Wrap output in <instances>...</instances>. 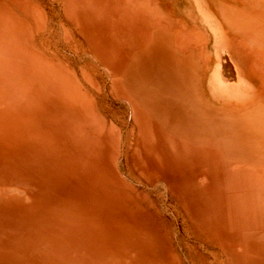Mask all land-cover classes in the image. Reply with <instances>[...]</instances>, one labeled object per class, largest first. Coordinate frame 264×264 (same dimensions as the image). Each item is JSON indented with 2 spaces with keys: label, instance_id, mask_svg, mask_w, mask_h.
I'll return each mask as SVG.
<instances>
[{
  "label": "rangeland",
  "instance_id": "rangeland-1",
  "mask_svg": "<svg viewBox=\"0 0 264 264\" xmlns=\"http://www.w3.org/2000/svg\"><path fill=\"white\" fill-rule=\"evenodd\" d=\"M0 126V264H264V0H0Z\"/></svg>",
  "mask_w": 264,
  "mask_h": 264
},
{
  "label": "bare ground",
  "instance_id": "bare-ground-1",
  "mask_svg": "<svg viewBox=\"0 0 264 264\" xmlns=\"http://www.w3.org/2000/svg\"><path fill=\"white\" fill-rule=\"evenodd\" d=\"M11 65H12V64H11ZM7 66H8V65H7ZM11 67H12V66H11ZM12 102H13V101H12ZM9 123H10V122H9ZM9 123H8V124H9ZM1 124H2V123H1ZM0 128H1V126H0ZM2 130H3V129H2ZM209 150H210V149H209Z\"/></svg>",
  "mask_w": 264,
  "mask_h": 264
}]
</instances>
